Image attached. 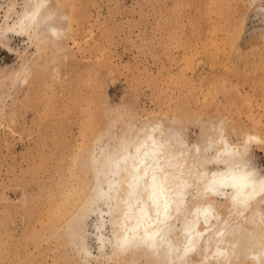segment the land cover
Masks as SVG:
<instances>
[{
    "label": "rangeland",
    "instance_id": "rangeland-1",
    "mask_svg": "<svg viewBox=\"0 0 264 264\" xmlns=\"http://www.w3.org/2000/svg\"><path fill=\"white\" fill-rule=\"evenodd\" d=\"M39 1L0 0V264H264L238 245L264 216L233 220L207 258L220 192L189 256L175 247L191 195L169 244L121 246L110 156L156 123L173 156L214 170L223 133L264 177V0H42L20 28Z\"/></svg>",
    "mask_w": 264,
    "mask_h": 264
},
{
    "label": "bare ground",
    "instance_id": "bare-ground-1",
    "mask_svg": "<svg viewBox=\"0 0 264 264\" xmlns=\"http://www.w3.org/2000/svg\"><path fill=\"white\" fill-rule=\"evenodd\" d=\"M42 4L41 0L32 10L22 15L20 28H23L25 19H28V25L34 22L42 9ZM51 29L55 39L63 33L55 28ZM21 80L22 83L26 82V78ZM155 126L156 123L149 125V130L142 138L136 139L132 136L124 143L126 147L123 150L117 149L113 155H110L111 162L115 164L118 172L117 189L119 190L115 196L119 220L117 221L118 243L122 246L138 238L150 241L149 244L157 240L169 244L161 231L174 216L171 214L172 205H178L176 212H180L186 205L187 195H191L194 201L187 211L189 218L182 231L180 230L182 238L175 247L180 257L189 256L206 230L211 228L213 222L218 221L221 216L216 197L220 192L225 197L228 194L225 214L229 219L215 231L213 236L216 245H213L211 251L207 253V258L219 257L224 251L217 244L221 241L222 232L227 225L236 218L245 220L246 215L251 220L264 216L262 207L264 177L250 160L246 159L248 150L246 148L241 150L237 145L231 144L227 135L223 133L218 139L210 142L211 147L220 146L215 149V156L221 166L209 170L200 161V163L187 161L183 153L173 156L164 140L154 136ZM253 141L259 142L260 139L253 137ZM168 168L172 169V173H169L170 178L167 176ZM254 224L259 225L256 228L259 233L243 235L238 245L244 256L257 258L264 254V220L257 219ZM234 241L237 243L236 240Z\"/></svg>",
    "mask_w": 264,
    "mask_h": 264
}]
</instances>
